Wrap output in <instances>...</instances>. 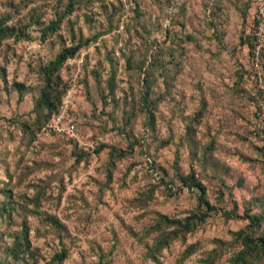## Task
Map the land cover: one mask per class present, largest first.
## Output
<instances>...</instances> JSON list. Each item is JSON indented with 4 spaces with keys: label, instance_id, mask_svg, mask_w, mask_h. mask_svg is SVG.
Returning <instances> with one entry per match:
<instances>
[{
    "label": "rangeland",
    "instance_id": "374dc122",
    "mask_svg": "<svg viewBox=\"0 0 264 264\" xmlns=\"http://www.w3.org/2000/svg\"><path fill=\"white\" fill-rule=\"evenodd\" d=\"M1 19L0 264H229L236 231L264 237V0H0ZM76 44L51 97L78 139L44 136L41 69ZM189 173L216 210L186 231L165 217L197 211Z\"/></svg>",
    "mask_w": 264,
    "mask_h": 264
},
{
    "label": "trees",
    "instance_id": "16d2710c",
    "mask_svg": "<svg viewBox=\"0 0 264 264\" xmlns=\"http://www.w3.org/2000/svg\"><path fill=\"white\" fill-rule=\"evenodd\" d=\"M171 2V0H169ZM62 19V15L56 17L49 21V23L44 27V32L56 30ZM12 29L5 25L3 19L0 20V39L4 37L11 36ZM80 45H70L68 47L63 48L56 57L51 60L46 66L42 67L41 71L44 76V86L41 90V94L35 102V108L38 106H45L48 110L45 118L40 121L37 125V132L40 133L41 127L48 121L50 115L53 111H55L61 102L60 94L55 97H51L52 92L57 91V84L52 81L53 74L59 72L62 64L66 61V59L74 56L75 52L79 49ZM17 86H23L17 84ZM60 100V101H59ZM37 120V117H36ZM39 120V119H38ZM113 151V150H112ZM97 152V151H95ZM182 185L188 187H195L197 189V211L184 217V219H175V218H166L165 221L169 225L178 226L180 230L190 231L196 225L205 221L206 217L212 212L216 210L215 205L211 204L206 197V188L205 185L197 180L193 173H189L186 176L180 178ZM227 218H233L229 212H225ZM244 218L249 220L250 225L260 226L263 216L261 215H251L250 209H245L243 213ZM26 232H24L25 234ZM234 235L240 239L241 248L234 252L229 258V264H254V261L259 257L260 252L264 249V237L252 238L245 230H238L234 233ZM19 240V237H18ZM164 240V241H162ZM159 241V247L166 246L165 237ZM66 251L63 249L58 253H55L53 257V261L50 264H61L66 258ZM214 258L209 256L203 259L200 264H213ZM94 264H106L101 260L97 261Z\"/></svg>",
    "mask_w": 264,
    "mask_h": 264
},
{
    "label": "built area",
    "instance_id": "2783aa9c",
    "mask_svg": "<svg viewBox=\"0 0 264 264\" xmlns=\"http://www.w3.org/2000/svg\"><path fill=\"white\" fill-rule=\"evenodd\" d=\"M171 4L174 6V0H171ZM71 103V93L68 92L61 99L57 109L51 113L48 121L41 127L40 133L44 136L56 138L67 137L78 139V128L75 117L70 112Z\"/></svg>",
    "mask_w": 264,
    "mask_h": 264
}]
</instances>
